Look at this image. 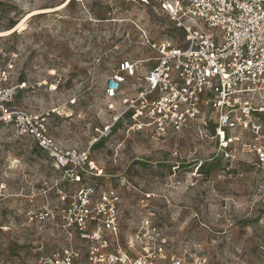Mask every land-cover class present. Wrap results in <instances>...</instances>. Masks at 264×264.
<instances>
[{
	"label": "rangeland",
	"instance_id": "374dc122",
	"mask_svg": "<svg viewBox=\"0 0 264 264\" xmlns=\"http://www.w3.org/2000/svg\"><path fill=\"white\" fill-rule=\"evenodd\" d=\"M68 3L0 0V69L12 62V81L26 82L15 104L48 115L63 147L90 148L95 167L84 184L122 197L124 236L143 232L139 242L155 244L160 232L169 250L203 264H264V169L245 145L250 133L224 147L213 118L202 129L166 136L125 120L98 138L96 128L114 121L105 87L120 62L139 61L145 73L158 55L151 42L182 44L184 33L152 0ZM81 186L66 181L33 138L1 126L0 255L21 258L62 244L50 224L39 230L26 223V196L39 204Z\"/></svg>",
	"mask_w": 264,
	"mask_h": 264
},
{
	"label": "built area",
	"instance_id": "2783aa9c",
	"mask_svg": "<svg viewBox=\"0 0 264 264\" xmlns=\"http://www.w3.org/2000/svg\"><path fill=\"white\" fill-rule=\"evenodd\" d=\"M152 1L184 33V43L173 38L151 42L158 55L145 73L139 61L120 62L105 87L114 121L96 128L98 138L125 120L129 128L166 136L192 126L202 129L213 118L215 137L224 147L239 140V133H250L245 145L264 169V0ZM13 68L10 62L0 69V127L33 138L66 181L82 186L60 191L53 201L45 196L39 204L28 196L26 223L39 230L50 224L51 235L62 233L63 242L48 251L41 245L38 253L21 258L0 255V264H203L201 258L189 260L169 250L160 232L155 244L140 243L143 232L123 235L122 197L113 189L84 184L95 167L90 148L63 147L49 132L48 115L15 104L26 82L12 81Z\"/></svg>",
	"mask_w": 264,
	"mask_h": 264
},
{
	"label": "bare ground",
	"instance_id": "6f19581e",
	"mask_svg": "<svg viewBox=\"0 0 264 264\" xmlns=\"http://www.w3.org/2000/svg\"><path fill=\"white\" fill-rule=\"evenodd\" d=\"M63 5H65V4H63ZM30 15H31V13H30L29 15H27L24 19H26V18L29 17ZM24 21H25V20H24ZM19 25H20V24H19ZM19 25H18V26H19ZM11 31H12V30H11Z\"/></svg>",
	"mask_w": 264,
	"mask_h": 264
},
{
	"label": "crops",
	"instance_id": "0c3cea01",
	"mask_svg": "<svg viewBox=\"0 0 264 264\" xmlns=\"http://www.w3.org/2000/svg\"><path fill=\"white\" fill-rule=\"evenodd\" d=\"M27 198H28V196H26ZM27 206H29V203L28 204H25V206H23V207H27ZM23 210V209H22Z\"/></svg>",
	"mask_w": 264,
	"mask_h": 264
},
{
	"label": "trees",
	"instance_id": "16d2710c",
	"mask_svg": "<svg viewBox=\"0 0 264 264\" xmlns=\"http://www.w3.org/2000/svg\"><path fill=\"white\" fill-rule=\"evenodd\" d=\"M72 1H73V0H69V3H68V4H70ZM200 167H201V166H199V168H200ZM199 168H198V169H199Z\"/></svg>",
	"mask_w": 264,
	"mask_h": 264
}]
</instances>
